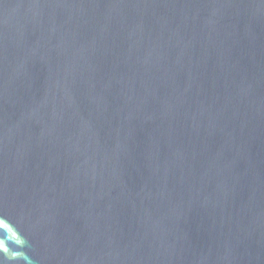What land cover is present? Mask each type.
Wrapping results in <instances>:
<instances>
[{
    "label": "water",
    "instance_id": "obj_1",
    "mask_svg": "<svg viewBox=\"0 0 264 264\" xmlns=\"http://www.w3.org/2000/svg\"><path fill=\"white\" fill-rule=\"evenodd\" d=\"M0 264H264V0H0Z\"/></svg>",
    "mask_w": 264,
    "mask_h": 264
}]
</instances>
